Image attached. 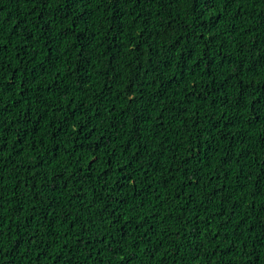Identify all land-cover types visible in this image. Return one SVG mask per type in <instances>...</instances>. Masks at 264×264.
Here are the masks:
<instances>
[{
	"label": "trees",
	"instance_id": "trees-1",
	"mask_svg": "<svg viewBox=\"0 0 264 264\" xmlns=\"http://www.w3.org/2000/svg\"><path fill=\"white\" fill-rule=\"evenodd\" d=\"M0 264H264V0H0Z\"/></svg>",
	"mask_w": 264,
	"mask_h": 264
}]
</instances>
